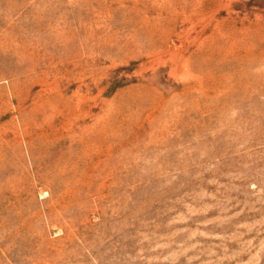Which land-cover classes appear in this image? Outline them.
<instances>
[{
	"label": "rangeland",
	"instance_id": "rangeland-1",
	"mask_svg": "<svg viewBox=\"0 0 264 264\" xmlns=\"http://www.w3.org/2000/svg\"><path fill=\"white\" fill-rule=\"evenodd\" d=\"M0 264H264V0H0Z\"/></svg>",
	"mask_w": 264,
	"mask_h": 264
}]
</instances>
